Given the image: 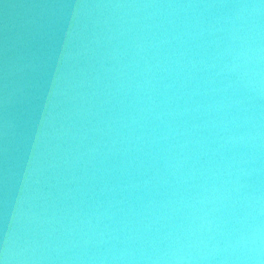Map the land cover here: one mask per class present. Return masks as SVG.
I'll use <instances>...</instances> for the list:
<instances>
[{"label": "water", "instance_id": "1", "mask_svg": "<svg viewBox=\"0 0 264 264\" xmlns=\"http://www.w3.org/2000/svg\"><path fill=\"white\" fill-rule=\"evenodd\" d=\"M0 264H264V0H0Z\"/></svg>", "mask_w": 264, "mask_h": 264}]
</instances>
